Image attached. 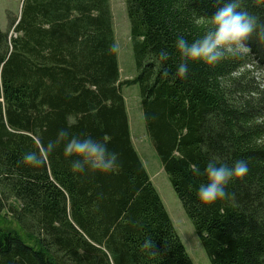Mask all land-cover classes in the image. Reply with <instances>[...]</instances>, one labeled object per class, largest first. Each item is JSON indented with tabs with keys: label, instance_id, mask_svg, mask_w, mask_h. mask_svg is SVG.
Returning a JSON list of instances; mask_svg holds the SVG:
<instances>
[{
	"label": "trees",
	"instance_id": "obj_1",
	"mask_svg": "<svg viewBox=\"0 0 264 264\" xmlns=\"http://www.w3.org/2000/svg\"><path fill=\"white\" fill-rule=\"evenodd\" d=\"M24 0L0 30V264H194L134 147L123 86L211 264H264V0ZM2 198H4L2 196Z\"/></svg>",
	"mask_w": 264,
	"mask_h": 264
},
{
	"label": "rangeland",
	"instance_id": "obj_2",
	"mask_svg": "<svg viewBox=\"0 0 264 264\" xmlns=\"http://www.w3.org/2000/svg\"><path fill=\"white\" fill-rule=\"evenodd\" d=\"M24 0H0V30L9 34V40L16 37L15 25L20 21ZM113 16V29L117 46L120 68V82L129 81L136 77L137 68L132 51L130 23L127 14L126 0H110ZM132 141L142 159L154 187L157 189L168 212L173 226L183 242L187 253L194 264H211L188 218L182 203L173 190L171 183L163 170L160 159L149 139L141 108V95L138 86H123L122 88ZM4 185L0 183V200L18 207L17 200L5 196ZM5 194V196H4ZM2 196L4 198H2ZM0 225L4 228L17 229L8 210L0 214Z\"/></svg>",
	"mask_w": 264,
	"mask_h": 264
}]
</instances>
